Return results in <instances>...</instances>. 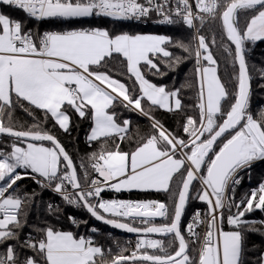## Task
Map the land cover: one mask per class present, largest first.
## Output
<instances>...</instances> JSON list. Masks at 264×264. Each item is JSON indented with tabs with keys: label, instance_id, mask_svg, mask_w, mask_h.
I'll list each match as a JSON object with an SVG mask.
<instances>
[{
	"label": "snow or ice",
	"instance_id": "snow-or-ice-1",
	"mask_svg": "<svg viewBox=\"0 0 264 264\" xmlns=\"http://www.w3.org/2000/svg\"><path fill=\"white\" fill-rule=\"evenodd\" d=\"M0 5L22 10L28 18L37 21L93 16L139 21L155 13L159 24L182 23L191 29L196 20L203 24L206 18L219 19L227 40L234 45L233 59L239 69L235 91L229 93L217 74V62L205 37L194 35L195 74L199 84L195 107L199 119L187 118L183 125L188 137L185 140L165 129L144 105L147 101L152 108L168 112L182 110L179 90L169 91L151 83L141 65L159 74L154 60L172 57L166 46L171 44L191 54L188 45L173 43L164 35L113 36L99 28L34 35L23 28L22 22L0 14V115L13 107L15 98L16 103L27 102L42 110L46 117L50 115L64 132L70 127L69 110L82 119L90 116L89 142L113 136L123 140L130 122L119 123L116 112L109 111L119 101L124 108L152 120L154 129V134L131 153L120 151L117 145L114 151L94 154L91 167L98 175L83 190L73 161L53 134L39 124L17 130L0 122V134L15 138L16 142H26V147L14 142L10 152H0V245L4 247L0 264H98V261L99 264H243L247 222L242 217L254 209L264 210V183L245 201L227 204V223L234 230L223 229V210L226 190L241 182L239 173L256 161H264V113L260 120L248 114L251 77L245 59L246 43L264 40V0H195V11L190 0H174V3L171 0H0ZM241 11L249 17L243 29L238 25ZM116 57L122 58L127 74L135 78L139 95L134 96L124 83L99 70ZM180 59L175 57L172 63L178 64ZM225 101L229 102L226 111ZM44 141L51 146L34 143ZM18 169L30 170L33 179L42 178L37 181L41 186L54 185L53 190L66 203L82 207L97 221L136 233L138 239L130 255L121 252L105 259L103 249L95 246L91 238H76L72 232L48 227L37 229L40 239L25 240L20 245L36 253L35 257L25 256L21 260L16 247L7 243L18 239L14 229L24 226L20 219L24 202L9 194L23 178ZM196 180L201 188L195 199L207 204V216L202 220L197 211L187 224L188 235L195 238V228L206 223L198 255L193 258L183 235L182 216L187 202L193 198L190 190ZM173 183H178L176 190ZM106 189L165 192L169 193L170 203L104 200L101 193ZM233 207L237 209L235 214L231 213ZM157 218L164 222L155 223ZM69 219L76 223L74 217ZM150 234L169 238L167 246L162 239L150 238ZM170 248L174 251L169 252Z\"/></svg>",
	"mask_w": 264,
	"mask_h": 264
},
{
	"label": "trees",
	"instance_id": "trees-1",
	"mask_svg": "<svg viewBox=\"0 0 264 264\" xmlns=\"http://www.w3.org/2000/svg\"><path fill=\"white\" fill-rule=\"evenodd\" d=\"M0 14H5L11 19L22 22L23 28L26 31L30 30L32 33L36 31L44 33L99 28L108 30L113 36L118 34L164 35L170 37L173 43L182 42L188 45L191 48V54L171 44L167 45V50L172 53V57H159L154 60L159 66V74L155 72V69L149 70L147 66L141 65L145 78L151 83L157 86H163L169 91L179 90V96L183 106L182 110L166 112L158 108H152L147 102H144L145 110L149 111L151 116L174 136L185 140L188 139L183 132L184 123L189 116L197 120L199 119V111L195 107L198 100L199 84L195 74V41L191 32L184 30L179 25H175L172 28L148 30L94 17L68 21L45 19L37 22L30 20L22 12L14 11L6 5H0ZM248 18L245 12L241 11L239 13L238 25L241 29L245 27ZM199 32L200 35L205 37L209 51L217 62V74L222 83L229 93H234L237 83L235 77L238 76L236 63H234L233 59L234 48L223 33L221 22L219 19L206 18L205 22L199 25ZM115 56L116 54H114ZM175 57L181 58L178 64L172 63V59ZM245 59L251 77L252 87L248 114L252 115L254 119L260 120L261 114L264 113V40L255 43H246ZM203 62L204 65H207V62ZM99 70L109 73L114 79L124 83L132 91L134 96L139 95L138 85L135 84L134 78L127 74L122 58L116 57L110 60ZM223 107L226 111L229 108V102H223ZM113 110L117 114L119 123L122 124L124 120L130 122L127 133L123 134L125 137L123 140L119 136H113L111 138H102L98 141L89 142L87 136L92 127L90 116L82 119L74 110H69L70 127L67 132H64L58 125H55L50 115L46 117L42 110L27 105V102H24L23 105L16 103L15 98H13V107L10 110L5 109L4 114L0 115V122L5 126H11L17 130H27L33 124H39L42 128L53 134L73 161L81 188H84L87 186L89 178L95 175L91 167L94 154L98 155L102 150L114 151L117 145H119L120 151L131 153L149 136L154 134L152 120L150 121L137 112L124 108L119 101L115 109H110L109 111ZM9 111L11 113L10 116L8 115ZM29 112H31V115H29ZM217 120L218 122H222V118L220 117H217ZM14 142H16L15 139L0 135V152H10L11 145ZM16 143L17 146L23 147L24 145L23 142ZM44 146L51 145L44 144ZM18 172L23 178L17 181L14 190H10L9 194L20 197L24 202L20 217L24 226L19 229H14L18 234V239L8 241L7 243L16 247L17 254L21 260L25 256H36V253L32 249L20 247L26 240L27 234L32 235L31 241H36L41 238V233L37 229L43 230L48 227L59 231L72 232L75 237H90L95 246L103 249L105 259H111L112 256L120 254L121 252L124 255H129V244L126 242L128 236L96 223L82 207L68 204L65 200L42 189L38 183L29 178L31 173L28 171L19 170ZM242 174V182L232 193V198L229 200L231 203L245 201L251 192L258 188L259 184L264 183V161L253 164L250 168L245 169ZM179 179V174H177L176 180L179 181ZM172 187L173 190H176L178 183H173ZM70 189V186H68V190ZM199 191L200 186L195 182L191 188V197L193 198L189 201L184 217L197 209L206 210V206L194 198ZM107 197L125 201H159L166 204L170 203L169 193L165 192L131 191L121 194L110 193ZM236 212L237 209L233 207L231 213L235 214ZM228 214L229 209L226 206L224 209L225 219L222 224L225 231L234 230L227 223ZM69 217L75 218L76 227L73 228L71 226L72 220ZM242 220L247 222L244 226L243 264H261L262 258L264 257V210L254 209L252 212L246 213L242 217ZM84 221L87 223H83ZM163 222L161 220L155 223L159 224ZM135 226L142 227L139 224ZM92 228H96L97 231L93 232ZM168 239H162L165 241L166 246ZM185 239L189 245L190 256L196 258L198 254L197 250L200 246L199 242H192L186 237ZM168 251H174V248H170ZM3 252L4 247L0 245V254H3Z\"/></svg>",
	"mask_w": 264,
	"mask_h": 264
},
{
	"label": "built area",
	"instance_id": "built-area-1",
	"mask_svg": "<svg viewBox=\"0 0 264 264\" xmlns=\"http://www.w3.org/2000/svg\"><path fill=\"white\" fill-rule=\"evenodd\" d=\"M141 2H143V0H141ZM172 3H174V0H171ZM190 2L192 3L193 5V9L195 11V0H190ZM10 9L14 10V11H19V12H22V10H19V9H15L14 7H10L8 6ZM25 14V13H23ZM26 16V14H25ZM94 18H101V19H107V20H111V21H114L116 23H120V24H125V25H129V26H135V27H138V28H141V29H148V30H158V29H164V28H172L174 27L175 25H179L181 28H183L184 30L186 31H189L192 33V36L194 37V35H200V32H199V25L201 24V22L199 20H196L194 21V24H195V27L194 28H188L187 26L183 25L182 23L181 24H172V25H162V24H159L157 23L156 21L159 19V17H157V15L155 13H152L149 17L147 18H142L141 20L137 21V20H127V21H124V20H113L111 18H106V17H95L93 16ZM28 18V17H27ZM30 19V18H29ZM30 20H34V19H30ZM37 21V20H35ZM41 21V20H40ZM40 21H37V22H40ZM54 32V31H52ZM32 33V32H31ZM45 33V32H44ZM44 33H40L38 31L32 33L34 35H43ZM195 41V40H194ZM263 41V40H262ZM258 42V41H256ZM197 44V41H195V45ZM202 64L204 65V62L202 61ZM196 65V64H195ZM260 161H256L254 162L253 164L255 163H258ZM252 164V165H253ZM244 171V170H243ZM243 171H241L239 173V176L242 177L243 179ZM97 178V174L95 173V175H92L89 180H88V184L86 187L82 188L83 190H87L89 185H90V181L92 179H96ZM30 179L34 180L36 183H38L37 181L38 180H41V178H38L36 177L35 179H33V177H30ZM242 179H241V182H242ZM196 182H198L200 184V181L199 180H196ZM241 182L238 184V185H230L229 188L226 190V197H227V200H226V205L228 204V201L232 198V193L239 187V185L241 184ZM46 183V182H45ZM40 186L41 184L38 183ZM201 185V184H200ZM42 189H45L47 190L48 192H50L51 194L53 195H56L57 197H59L60 199H63L62 196L58 193H56L53 188H54V185L52 187H47V186H41ZM234 189V190H233ZM69 192L72 191V189L68 190ZM111 193L110 189H106L105 191H103L101 193V198L104 199V200H119V199H111V198H108L107 196ZM64 200V199H63ZM122 201H125V200H122ZM200 201V200H199ZM93 202H95V200H93ZM135 202V201H133ZM201 202V201H200ZM203 203V205L206 206V210H201V209H197L196 211H194L193 213H190L188 216L184 217L183 218V235L189 239L190 241L192 242H199V245L203 239V235L206 231V223H201L199 224L196 228H195V232H196V237H190L188 235V232H187V224L188 223H191L192 221V217L193 215L199 211L200 215H201V219L202 220H206V216H207V204L204 203V202H201ZM226 207V206H225ZM71 226L74 228L76 227V223H73V221L71 222ZM128 236V235H126ZM86 238H90V237H86ZM152 238V237H150ZM32 239V235L31 234H27L26 236V240H30L31 241ZM137 239L138 237L134 238V237H130L128 236L126 238V242L127 244H129V255L131 253V251L135 248V244L137 242ZM151 251V250H149ZM198 255V254H197Z\"/></svg>",
	"mask_w": 264,
	"mask_h": 264
},
{
	"label": "water",
	"instance_id": "water-1",
	"mask_svg": "<svg viewBox=\"0 0 264 264\" xmlns=\"http://www.w3.org/2000/svg\"><path fill=\"white\" fill-rule=\"evenodd\" d=\"M230 42V41H229ZM230 44H231V42H230ZM232 45V44H231ZM232 47L234 48V45H232ZM236 67H237V70L239 71V69H238V64H236ZM248 67V66H247ZM248 72H249V70H248ZM250 75V74H249ZM251 90H252V87H251V80H250V94H251ZM1 136H5V137H8V138H11V139H15V138H12V137H9V136H7L6 134H0ZM26 143V142H25ZM34 143H43V144H50V142H47V141H44V142H34ZM196 181H194L193 182V184L195 183ZM190 195H191V190H190ZM197 195H198V193L194 196V198L195 197H197ZM190 201V200H189ZM189 201L187 202V204H186V210H187V207H188V204H189ZM85 212L96 222V223H98V224H100V225H102V226H106L107 228H109V229H112V230H114V231H117V232H119V233H122V234H124V235H128V236H130V237H134V238H136V237H138V235L136 234V233H128V232H125V231H123V230H121V229H116V228H113V227H111L110 225H106V224H104L102 221H97L94 217H92L86 210H85ZM185 213H186V211H185ZM185 213L183 214V216H182V220H183V217H184V215H185ZM162 220V218H157L156 220H155V222H159V221H161ZM150 237H152V238H156V239H166L167 237H158V236H156L155 234H150Z\"/></svg>",
	"mask_w": 264,
	"mask_h": 264
},
{
	"label": "crops",
	"instance_id": "crops-1",
	"mask_svg": "<svg viewBox=\"0 0 264 264\" xmlns=\"http://www.w3.org/2000/svg\"><path fill=\"white\" fill-rule=\"evenodd\" d=\"M82 19H86V18H81V19H74V20H82ZM134 78V77H133ZM134 80H135V78H134ZM138 89H139V86H138ZM145 102H147V101H145ZM159 109V108H158ZM160 110H163V109H160ZM163 111H165V110H163ZM135 112H137V111H135ZM166 112H168V111H166ZM138 114H140L139 112H137ZM141 115V114H140ZM143 117H145L146 118V116H144V115H142ZM91 130V129H90ZM90 134V131H89V133H88V135ZM24 143V145H23V147H26V143L25 142H23ZM19 170H24V169H18L17 171H19ZM28 172L29 173H31L30 172V170H28ZM97 174V173H96ZM33 175L34 174H32L31 173V176L30 177H33ZM98 175V174H97ZM23 177V176H22ZM29 177V178H30ZM38 178H40V177H38ZM42 179V178H41ZM110 191H111V193L112 194H121V193H125V192H131V191H139V190H131V191H126V190H121L120 192H116V191H114V190H111L110 189ZM149 191H152V190H149ZM142 192H144V191H142ZM154 192H157V191H154ZM135 202H137V201H135ZM163 220V219H162ZM140 225V224H139ZM81 237V236H80ZM80 237H76V238H80ZM83 237V236H82ZM264 258V257H263ZM261 264H264V260H262V263Z\"/></svg>",
	"mask_w": 264,
	"mask_h": 264
},
{
	"label": "rangeland",
	"instance_id": "rangeland-1",
	"mask_svg": "<svg viewBox=\"0 0 264 264\" xmlns=\"http://www.w3.org/2000/svg\"><path fill=\"white\" fill-rule=\"evenodd\" d=\"M139 35H143V34H139ZM146 35V34H145ZM147 35H155V34H147ZM166 48H167V46H166ZM195 48H196V45H195ZM164 58V57H163ZM206 62V61H205ZM148 120H150L148 117H146ZM151 121V120H150ZM199 186H200V188H201V185L198 183V182H196Z\"/></svg>",
	"mask_w": 264,
	"mask_h": 264
},
{
	"label": "bare ground",
	"instance_id": "bare-ground-1",
	"mask_svg": "<svg viewBox=\"0 0 264 264\" xmlns=\"http://www.w3.org/2000/svg\"><path fill=\"white\" fill-rule=\"evenodd\" d=\"M228 202H229V201H228ZM226 206H227V205H226ZM225 208H226V207H225ZM225 208H224V209H225ZM223 211H224V210H223Z\"/></svg>",
	"mask_w": 264,
	"mask_h": 264
}]
</instances>
